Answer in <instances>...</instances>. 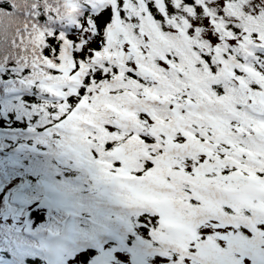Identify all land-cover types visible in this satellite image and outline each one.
Masks as SVG:
<instances>
[{
    "label": "snow or ice",
    "instance_id": "1",
    "mask_svg": "<svg viewBox=\"0 0 264 264\" xmlns=\"http://www.w3.org/2000/svg\"><path fill=\"white\" fill-rule=\"evenodd\" d=\"M0 264H264V0H0Z\"/></svg>",
    "mask_w": 264,
    "mask_h": 264
}]
</instances>
